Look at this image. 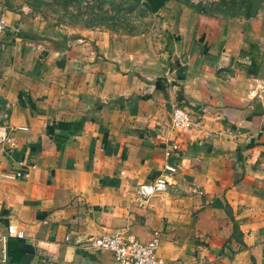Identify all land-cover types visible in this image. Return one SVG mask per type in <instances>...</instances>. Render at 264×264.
<instances>
[{
    "label": "crops",
    "instance_id": "0c3cea01",
    "mask_svg": "<svg viewBox=\"0 0 264 264\" xmlns=\"http://www.w3.org/2000/svg\"><path fill=\"white\" fill-rule=\"evenodd\" d=\"M5 17L0 174L20 175L0 179V264H116L86 241L115 228L158 235L163 264H264V39L249 19L176 17L139 66L107 39L48 43Z\"/></svg>",
    "mask_w": 264,
    "mask_h": 264
},
{
    "label": "rangeland",
    "instance_id": "374dc122",
    "mask_svg": "<svg viewBox=\"0 0 264 264\" xmlns=\"http://www.w3.org/2000/svg\"><path fill=\"white\" fill-rule=\"evenodd\" d=\"M0 13L14 27L24 25L31 39H107L139 66L147 54L158 53V40L168 39L167 27L175 26L176 17L188 14L249 19L254 39H264V0H166L155 13L142 0H0ZM1 113L6 115L0 105V144L7 119Z\"/></svg>",
    "mask_w": 264,
    "mask_h": 264
},
{
    "label": "built area",
    "instance_id": "2783aa9c",
    "mask_svg": "<svg viewBox=\"0 0 264 264\" xmlns=\"http://www.w3.org/2000/svg\"><path fill=\"white\" fill-rule=\"evenodd\" d=\"M7 26V19L3 13H0V33ZM6 116L1 113V117ZM170 124L177 130L188 129L191 124L189 112L180 106H175L170 113ZM0 136H4V129L0 127ZM22 164V162H19ZM168 171H173L170 166L165 167ZM20 175L19 171L13 173H2L0 179H13ZM165 182L162 179H155L150 184H144L139 187L138 193L141 197L150 195L154 191L163 190ZM7 234L22 237L23 232L15 229L8 224L5 227ZM67 236H65V239ZM158 235H152L146 241L138 240L134 235L125 229L115 228L112 232L97 237L87 238V244L93 249L107 250L112 253L116 264H163V259L158 255Z\"/></svg>",
    "mask_w": 264,
    "mask_h": 264
},
{
    "label": "trees",
    "instance_id": "16d2710c",
    "mask_svg": "<svg viewBox=\"0 0 264 264\" xmlns=\"http://www.w3.org/2000/svg\"><path fill=\"white\" fill-rule=\"evenodd\" d=\"M165 1L166 0H142V5L148 12L155 13L164 5Z\"/></svg>",
    "mask_w": 264,
    "mask_h": 264
}]
</instances>
